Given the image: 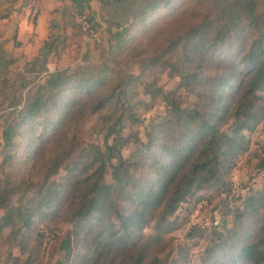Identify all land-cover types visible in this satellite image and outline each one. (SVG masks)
I'll return each mask as SVG.
<instances>
[{"label": "trees", "instance_id": "16d2710c", "mask_svg": "<svg viewBox=\"0 0 264 264\" xmlns=\"http://www.w3.org/2000/svg\"><path fill=\"white\" fill-rule=\"evenodd\" d=\"M115 1L128 5L127 0ZM71 3L88 8L90 0ZM164 12L171 13L172 21L153 28L137 48V35ZM123 18H106L107 50L138 57L139 74L116 72L107 64L90 68L83 62L71 72L67 67L49 71L44 61L40 82L25 95L16 94L4 76L10 60L0 44L3 158L11 162L20 138L27 139V153L38 138L42 142L54 135L58 142L46 173L54 161L64 169L61 180L45 179L40 185L35 209L28 213L16 205L5 210L0 237L7 227L8 237L16 240L40 215L54 216L75 187L69 220L78 235L60 240L62 264H163L154 243L175 228L169 215L199 189L229 191L224 175L248 145L244 131L264 113V0H133ZM45 43L51 50L53 43ZM209 62L221 65V72L204 71ZM157 67L179 76L178 87L197 88L198 96L185 104L175 90L154 85ZM142 76L144 90L161 96L167 114L151 121L145 141L123 156L121 146L129 140L123 129L126 121L137 119L131 98ZM82 109L105 112L102 126L111 142L104 148L94 145L75 159L70 158L66 128L72 113ZM109 168L112 179L106 181ZM152 219L155 234L146 236L143 228ZM240 241L227 260L212 256L207 264H264V240Z\"/></svg>", "mask_w": 264, "mask_h": 264}, {"label": "rangeland", "instance_id": "374dc122", "mask_svg": "<svg viewBox=\"0 0 264 264\" xmlns=\"http://www.w3.org/2000/svg\"><path fill=\"white\" fill-rule=\"evenodd\" d=\"M126 2L130 6L133 0ZM109 3L107 0H90L89 7L81 9L74 7L72 3L64 5L50 18V33L40 42L35 41V34L31 29L22 32L19 25V12L23 8H31L28 20H34L37 8L32 1L0 0V44L5 57L10 60L4 74L8 86L13 85L16 94L21 95L33 90L45 73L42 70L44 61L49 71L67 67L71 72L83 62L90 68L94 64H107L116 72L139 74L141 70L138 57H132L128 52L115 56L112 51L107 50L109 32L106 18L124 19L122 16L111 15L113 10ZM5 13L7 15L3 16ZM171 17L170 12H164L153 18L150 29L137 35L136 47L141 48L153 28L171 22ZM85 21L97 32V41L87 38L82 28ZM111 28L114 30L116 27L113 25ZM47 40L53 43L51 50L46 47ZM131 45L132 40L123 49L126 51ZM42 47H45L44 52ZM63 56L68 60L66 63H59ZM203 70L219 74L222 67L217 62H209ZM152 76L153 79L149 80L152 79L154 85H161L164 90H175L176 96L179 95V99L185 104H190L198 96L197 88L178 87L179 76L170 75L166 70L157 67ZM33 78L35 80L31 81ZM143 81L145 76L137 81L131 98V102L136 103L133 111L137 119L125 123L123 134L129 140L121 146L123 156H129L140 142L145 141V130L151 121H157L167 114L165 101L160 95L151 97L144 90ZM104 113L90 109L72 113L66 128L67 145L72 147L70 158L79 159L94 145L104 148L106 142H111V136H104ZM230 122L229 117L228 122L223 125L224 130ZM2 127L0 110V223L6 218L5 210L12 206L22 205L28 213L35 209L39 203V187L44 180L47 183L57 182L64 173L63 165L55 161L52 162L53 170L46 173L58 142L56 136L42 142L38 138L31 143L27 153L23 152L28 145L27 139L20 138L19 146L9 162L10 160L3 158ZM244 132L248 137V145L236 155L231 170L224 175L229 191H218L214 187L199 189L169 215L175 228L163 232L161 240L154 243L163 264H207L212 256L227 260L234 254L233 248L241 244L240 240L245 237L264 240V228H261L264 218V113L251 130ZM136 136L139 140L135 139ZM111 179L109 168L105 180ZM43 192L44 189L41 194ZM76 194L75 187L68 190L54 216L40 215L29 228L23 229L16 240L8 237L9 228H3L0 237V264H26V261L30 264H62L64 251L60 248V240L67 235L75 239L78 235L76 227L69 220V211ZM143 231L146 236L155 234L154 219Z\"/></svg>", "mask_w": 264, "mask_h": 264}, {"label": "crops", "instance_id": "0c3cea01", "mask_svg": "<svg viewBox=\"0 0 264 264\" xmlns=\"http://www.w3.org/2000/svg\"><path fill=\"white\" fill-rule=\"evenodd\" d=\"M32 4L35 6L36 9V14L35 18L33 21H29L28 17L30 14V9L31 8H23L19 12V25H20V30L22 32H26L29 29H31L35 36V41H43L47 34H49L51 26L49 24L50 18L55 15V11L64 5H70V2L68 0H31ZM109 1L112 5V10L113 13L111 14L112 16H122L126 17L128 15V5L123 4V3H118L115 0H107ZM29 30V31H31ZM53 31V29H52ZM67 57L61 58L59 60V63H66ZM56 64V63H55ZM65 65V64H63Z\"/></svg>", "mask_w": 264, "mask_h": 264}, {"label": "built area", "instance_id": "2783aa9c", "mask_svg": "<svg viewBox=\"0 0 264 264\" xmlns=\"http://www.w3.org/2000/svg\"><path fill=\"white\" fill-rule=\"evenodd\" d=\"M82 28L87 35V38H89L90 40L97 41L99 39L97 32L93 30L88 22L85 21Z\"/></svg>", "mask_w": 264, "mask_h": 264}, {"label": "water", "instance_id": "95a60500", "mask_svg": "<svg viewBox=\"0 0 264 264\" xmlns=\"http://www.w3.org/2000/svg\"><path fill=\"white\" fill-rule=\"evenodd\" d=\"M45 51V47H42V52H44Z\"/></svg>", "mask_w": 264, "mask_h": 264}]
</instances>
